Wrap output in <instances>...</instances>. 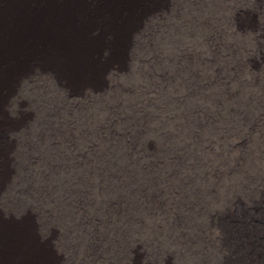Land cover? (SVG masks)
Masks as SVG:
<instances>
[{
    "label": "rangeland",
    "instance_id": "obj_1",
    "mask_svg": "<svg viewBox=\"0 0 264 264\" xmlns=\"http://www.w3.org/2000/svg\"><path fill=\"white\" fill-rule=\"evenodd\" d=\"M248 210L264 0H0V264H223Z\"/></svg>",
    "mask_w": 264,
    "mask_h": 264
},
{
    "label": "bare ground",
    "instance_id": "obj_2",
    "mask_svg": "<svg viewBox=\"0 0 264 264\" xmlns=\"http://www.w3.org/2000/svg\"><path fill=\"white\" fill-rule=\"evenodd\" d=\"M238 210L239 209H236L234 207V208L230 209L229 213L231 215H235L234 218H237L238 217V215H237ZM250 215H251V211H249V210L246 211V214L245 213L243 214V216H245L244 217L245 225L243 228L242 227L240 228L241 229L240 235L238 234L240 244H236V245L240 246L242 248H236V246L234 248H232L231 247L232 245L230 246L231 248H225L226 254L223 257V264H240V263H244V262L248 263L250 261L251 262L254 261L256 264H264V248H262L260 245H257L260 248L259 247L257 248V246L252 245V241H253L252 239L255 238V236L259 233V231H261L263 228L260 226L256 227L257 224L256 225L251 224V222L249 221L251 219ZM255 219H256V217H255ZM234 242H236V241H234Z\"/></svg>",
    "mask_w": 264,
    "mask_h": 264
}]
</instances>
